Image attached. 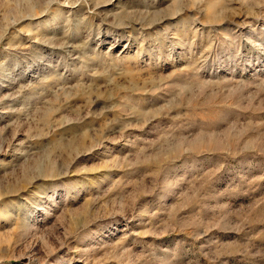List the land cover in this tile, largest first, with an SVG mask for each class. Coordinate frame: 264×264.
<instances>
[{"label":"rangeland","instance_id":"1","mask_svg":"<svg viewBox=\"0 0 264 264\" xmlns=\"http://www.w3.org/2000/svg\"><path fill=\"white\" fill-rule=\"evenodd\" d=\"M0 264H264V0H0Z\"/></svg>","mask_w":264,"mask_h":264}]
</instances>
